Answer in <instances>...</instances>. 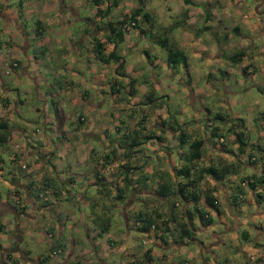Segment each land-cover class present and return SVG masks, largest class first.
Listing matches in <instances>:
<instances>
[{"label": "crops", "instance_id": "1", "mask_svg": "<svg viewBox=\"0 0 264 264\" xmlns=\"http://www.w3.org/2000/svg\"><path fill=\"white\" fill-rule=\"evenodd\" d=\"M82 1L0 0V144L8 141L10 138L14 140L13 148L6 149L8 159L15 164L12 166V170L14 171L11 173L10 185L7 188L6 195L3 200H0V216H4L6 212L11 213L13 216L12 222L4 219L0 223V231L3 232L2 235L6 240V243L0 241V264H13L14 262L16 264H24L23 260H27V264H68L71 259H74L77 264H109L107 255L111 250L112 244L115 242L114 237L108 233L109 225L107 224L105 229H101L103 232L99 236L101 233L98 227L88 224V218L94 215L90 209L78 210L77 214L72 216L73 222L70 225L66 224L65 220L70 215L68 202L71 203L72 200L77 201L85 205V207L86 205L89 207L91 203H97L96 197L86 196L87 189L93 188L97 190L101 184H105L103 190L106 196L112 198L111 200L120 201L124 197L120 205L119 202L118 204H116L117 202H112L111 204L117 208L119 215L122 214L124 218L130 215L133 217V220L136 222V229H134L137 233L136 236H142L143 243H154L152 245L154 247L148 245L145 255H142L138 251L134 252L135 238H133V242L128 243L129 247L125 245L124 241L115 244L114 251L117 250L124 253L127 258L140 254L143 260H147L146 264H220V261H222L221 264H238L234 258L230 259L225 255L222 247H225L226 243H223V239L217 237L219 233L217 228H213L218 222L223 227L222 233L229 231L231 236L237 240L234 244L235 251H233L235 255L245 252L246 264L250 260H256L260 264H264V201L258 200L255 194V191H263L264 193V187L259 185L255 190H252L247 188L244 182L241 181L239 184L242 190L241 195H239V198L235 197L237 190L236 182L238 180H236V177L238 176L239 178L242 176L241 174L245 175L248 170H238L240 169L238 166V171L226 174L219 181L214 179L212 181L211 178L206 176L210 180L209 184L203 183L204 180L202 178L204 175L202 174L201 179L195 186L198 189L196 203L198 207L205 210L211 216L212 221L206 226H203L198 220L196 212L193 210L194 202L189 198L182 200L183 207L181 212H174L173 209L176 206V202L174 201L173 206L172 203L170 205L166 204V196L156 195L155 190L149 186L150 175L146 178L147 183L143 185L145 188H136L138 184L135 179L136 176L142 171L151 173V170H134L131 173L134 177L133 183L130 181L127 185L117 184L123 170V168L118 170V167L122 165L118 159H123L121 153L125 147V141L122 137L123 133L126 131L132 132L134 126L140 123V121L129 119L130 121L126 125L122 120L112 122L111 125L116 131L119 130V124H124L125 126L121 131L120 137L109 139L110 123L108 124L107 121L110 118L104 113L107 104L105 96L103 98L102 94L109 92L112 96L113 93L117 92L120 85L115 84V81H93V77L88 74L91 72L86 71L82 73L80 70L69 68L68 63H66L70 62L67 58L69 54L67 52L59 55L52 54L51 51L55 49V46L54 44H49L50 41L54 42L51 35L58 37L62 30L72 26L66 16V12H68L75 20H85L90 23L91 28L90 32L82 33L76 40L71 39V37L70 39L64 37L62 40L63 46L68 47L72 52L78 50L80 46H85L89 53H91L90 60L93 61H99L93 55L94 40L104 43L103 53L115 50L117 42L114 40L116 38L114 37V32L112 33L109 30V22L114 23V21H110L109 11L107 10L104 13V18L107 21L106 28L108 29V36L112 38L111 41L107 40L108 36L104 37L100 35V28L95 27L93 20L79 16L78 8ZM93 1L99 2L100 0ZM125 1L127 0H123V2ZM202 1L204 0H182L185 6H190V8L181 12L183 14L182 18H185L182 20L183 22L190 25L192 24V20L201 19L199 15L202 10L199 6ZM206 1L219 9L216 13L211 9H207L205 11L207 16L204 14L201 19L203 25L208 28L215 21L216 24L214 25L213 32L216 28L219 31L224 29L226 46L236 48L235 52L242 51V53L238 61H232L227 56H224L221 52V47H219L220 50L218 49L215 54L204 55L202 51L206 50L207 46L198 43L196 39L192 38L189 44L190 46L197 47L193 51L195 56L204 57L207 64L214 61L218 62L221 60V57H224L225 60H229L235 65L240 64V61L245 57L248 59L247 56L253 58L254 49L255 55L257 53L264 57V0ZM119 2L120 0H113L112 2L108 0L105 6L108 9L112 5H118ZM241 2L247 5L250 12V14L247 11V13L242 12V19L249 17L251 20V28L252 30L256 29V34L259 36V46H255L251 42L250 35L248 37L241 34L240 28L235 23L236 16L230 13L231 10L239 11L238 6ZM252 3H254L255 7L252 6ZM135 7L137 5L133 3L129 12ZM125 15H127L126 12L121 13L115 21L124 18ZM208 15H213V20ZM138 18L140 17H135L136 20ZM124 20L121 26L118 24L111 25L112 27L118 25L119 28L121 27L124 30L122 31L121 40L130 31L127 25L130 22L127 23L128 20ZM29 24L32 25L30 28L27 27ZM33 26H35L34 29H32ZM79 27L80 30H85L83 26ZM146 29L148 30V28ZM134 33H138V35L143 34L139 33L138 29ZM31 34L34 35V38L31 37ZM184 39L187 40L188 38ZM143 59L146 62L147 59ZM53 61L58 62L52 65L51 62ZM13 62L16 63L15 66H12ZM61 62H63V67L56 65ZM72 62H75V60ZM162 65L165 66L167 72L174 75V72H172L168 65ZM185 67L183 66V69ZM243 69L245 68L243 67ZM188 72L185 71L183 77L179 76V74L174 75V78H177L186 88L190 87L188 82L191 81L192 76L191 71L188 70ZM219 72L221 71L219 70ZM2 73L7 75L11 73L14 77L12 79L8 78L6 81V77L4 78ZM224 74L227 76L226 73ZM98 75L101 76V74ZM205 75L207 77L205 81L206 86L210 77V70H205ZM130 80H133L131 85ZM74 81L78 82L79 87H73L75 85ZM10 83L13 85H10ZM98 84L102 89L99 90L100 92L96 94V97L91 98L88 92L86 93V89ZM123 89L128 96L124 100L128 106H131L132 96L137 94V90H143L144 88L134 77L126 76ZM198 93L200 91L195 92L193 89H190L188 101L193 106L194 115L197 116L195 120L197 121L198 118L204 122L201 128L203 130H201V136L199 137L203 139L200 146L202 155L194 162V167L190 172L210 163L217 164V161L228 163L231 160H237L240 166L246 168L245 162L247 161L250 149L254 155L251 158L255 157L264 160V145H261V150L256 149V151H253L256 144L260 145V133L257 131L256 139L249 138V126L237 115L230 114L225 118L223 116L222 118L225 121H221L220 123L225 124L224 126L220 125L221 127L216 121H212L214 116L209 117L210 114H208L209 111L206 108H201L206 113L200 115L199 109H195V105L193 104ZM111 100L113 104L116 101L119 104V100H113V98ZM21 106H24L23 112L29 109L33 113L32 119L23 115V112L22 117L24 119L20 118L22 122L29 126L17 127V125H9L8 116L13 111L19 113ZM155 108L148 110L150 116L148 117L150 119L142 123L146 125V128L154 125L160 133L165 132L164 135H160L161 140H157V142L158 144H163V142L167 141L170 149H173L175 148L174 142L166 138L169 127L166 128L163 125L161 118L156 115V112H158L157 107ZM20 116L21 113L16 117ZM154 117L157 118L154 119ZM257 118L264 119V113H258ZM232 119L238 122L237 131L240 130L246 134V138H244L246 145L242 153H238L237 151V143L233 140L235 137L233 130H229V134L225 130V128L230 126V120ZM150 120H154L153 124H150ZM212 124L219 126V129L224 133L223 137H210L209 131ZM261 124V130L264 133V121L260 122ZM3 130L8 132L6 136L2 134ZM172 132L169 130V133ZM118 133L120 134V132ZM4 136L5 141L3 140ZM193 139L187 135L186 143L181 144L180 148L187 152L189 149L188 144ZM0 149L2 148L0 147ZM181 153L178 150V154ZM167 156L170 163L167 168L172 169L168 170V173H173L174 183L178 181L182 182L184 179H177L179 175L176 172L182 163L173 168V156L170 153ZM258 164L259 162L253 167L257 169V173L259 172ZM2 173L3 161L0 157V175ZM239 173L241 174L239 175ZM252 173L254 172L252 171L250 174ZM76 181L81 182L79 191L74 190ZM43 189L46 192L41 197L39 192ZM209 189H211L210 194L215 198V207L205 204L203 194L207 193ZM247 193H250L251 197H246ZM155 202L160 206L159 209L154 210L153 206ZM141 207H152L153 210H142ZM253 207L255 210L251 211ZM69 210L74 214L72 209ZM138 212H144L146 216L153 218L152 225L147 229L142 230L141 221L135 218V214ZM21 223H23V226L20 228L19 224ZM166 225L167 229L165 228ZM199 227L202 229L211 228L212 237L206 240V234H203V238L197 242L196 254L194 253L189 258L190 260H184L182 263L170 260V257L165 254L164 249L172 244V246L181 248L179 246H182L181 244H184L187 238H190L193 242L201 235ZM242 227H246L247 230ZM66 228L68 234L64 239L62 236ZM5 230L8 232L7 234H4ZM183 232L184 234H182ZM25 233L29 235L31 244L39 242V236L42 239L56 237L58 240L55 242L56 246L51 245L47 255L39 254L37 257H30L29 249H22L19 246ZM127 233L129 234V232ZM104 234L105 236H103ZM243 235H246V237L244 238ZM77 238L84 241L82 246L76 245L75 240ZM177 238L181 239L179 243L176 241ZM97 240L102 244H107L103 246V250L101 249L99 253L96 251L94 243ZM214 245L220 246L219 250L212 251ZM204 250L208 251L207 256ZM52 251H55V253L50 255ZM197 253L200 255H197ZM54 255H56V258H52ZM124 264H129V262L127 261Z\"/></svg>", "mask_w": 264, "mask_h": 264}, {"label": "rangeland", "instance_id": "2", "mask_svg": "<svg viewBox=\"0 0 264 264\" xmlns=\"http://www.w3.org/2000/svg\"><path fill=\"white\" fill-rule=\"evenodd\" d=\"M107 1L108 0H100L99 2H95L93 0H83L78 8L80 17L90 18L91 20H93L95 27L100 28L99 32L101 36H108V29L106 28L107 21L104 18V13L107 12V10L110 13V21L114 22H116L115 19L118 17V15L123 12L127 13V15H125L123 19H127L129 15L128 12L133 3H136V5L141 8L140 13H142V11H146L149 15L147 21L138 18L136 27H131L129 26L130 24H127L130 30L127 33V36L121 41L114 40L117 41L115 52L122 57V63L119 59H110L108 62L104 63L103 61H93L90 60L91 53H89L87 47L80 46L78 47V50L72 52L68 47L63 46L64 43L62 40L64 39V37H68L69 39L71 37V39L76 40L82 33L90 32L91 28L90 23L85 20H75L73 16L68 14V12H66V16L68 22L72 26L62 30L58 37H54L53 35H51V38L54 40V42L50 41L49 44H54L55 46V49L51 51L52 54L59 55L64 52H67L69 54V57L67 58L70 60V62H66L68 63L69 68L80 70L82 71V73H85L86 71L91 72L92 74H88L93 77V81H115V84L120 85L117 92L115 94L113 93L112 96L109 92H104L102 94L103 98L105 96V101L107 104L106 106L104 105V113L107 114V116L110 118L107 121L108 124L110 123L109 139L120 137V135L122 134L121 131L124 129V126L130 121L129 119H136L137 121H140V123L134 126V129L137 130L134 134H136L138 137V144H136L135 146H131V150H129V154H136V157L135 159H133L132 163L124 164L125 167H122V165L118 167V170L120 168H123L120 176L121 180L119 178V181L117 182L118 185L129 183L130 181L131 183H133L134 177L133 175H131L132 171L129 170H151V173L142 171L136 176L135 179L138 182L136 187L137 189L145 188V186L143 185L147 183L146 178L148 177V175H150L151 177L149 180V186L150 188H153L155 192L158 189V184L161 181L166 182L169 188L175 187V184L173 183V173H168V170L172 169L167 168V166L170 164L167 154L170 153L171 156H173V168L180 163H182V165H190L189 162L185 159L187 152L184 149L180 148L181 144L179 141V135L181 132H187L189 138H199L201 136V130H203L201 128L204 125V122L195 120V117L197 116L194 115V111L192 110L193 106H191V103H189L188 101V93L190 89H193L195 92L200 91L193 103L195 105V109H199L200 115L206 113L205 111L201 110L202 107L206 108L209 111V117L219 115L221 117L224 116L225 118L230 114L237 115L239 118L243 119L246 125L249 126V138L256 139V133L258 131V133H260L259 143L260 145H264V133H262L261 130L263 123L260 125V122H263L264 119L257 118L258 113H264V57L261 54L257 53L255 55L254 49L253 58L247 56L248 59L245 57L242 61H240V64L237 65L230 62L229 60H225L224 57H221V60L218 62L214 61L207 64L204 57L201 58L195 56L193 51H195L197 47L190 46L189 44L190 39L192 38L196 39L200 44H205L207 48L206 50L202 51V54L204 55L215 54V52L218 51L219 47H221V52L224 54V56H228L233 52L235 53L236 48H230L225 44L224 29L219 31L216 28V30L213 32V28L216 22L214 21L212 23V26L207 28L203 25V22L201 20L204 14H206L205 11H207V9H211L214 13H216L219 8L215 7V5L210 4L206 0L202 1L199 6V8H201L202 10L201 14L199 15L201 19L192 20V24L188 25V23L182 21L185 18H182L183 14L181 12L185 9L190 8V6H185L182 0H127L125 2H123V0H120L118 5H112L108 9L105 6L107 5ZM112 1L113 0H109V2ZM212 1L213 0H210V2ZM252 6L255 7L254 3H252ZM238 8L239 11H230V13L236 16V26L240 28L241 34L248 37L250 35L251 42H253L255 46H259L258 44H260V41L259 36L256 34L257 30H252V24H250L251 20L249 19V17L242 19L241 16L242 12H248L250 14L247 5L244 2H241ZM161 10L162 12H160ZM208 17L212 18L213 20V15H208ZM127 23H129V20L127 21ZM31 26L32 25L29 24V26L27 27L30 28ZM79 26H83L85 30H80ZM34 28L35 26H33L32 29ZM139 28H148V30L146 29L144 34H135L134 32H136ZM31 37L34 38V35L31 34ZM184 38L188 39L185 40ZM158 39L164 41L163 45L157 42ZM169 48L172 50H178L180 52V56L176 57V61L167 60V50ZM74 57L76 59H72ZM143 58L147 59L146 62ZM73 60H75V62H72ZM184 61L186 64H184ZM57 62L58 61H53L51 62V64L55 65V63ZM162 64L168 65L172 72H174V75L179 74V76L181 75L182 77L185 71H191V81L188 82L190 84V87L186 88L185 86H183V84L178 81L177 78H174V75L172 73L166 71L167 69ZM56 65L63 67V62ZM240 65L241 67H239ZM183 66H186L185 69H183ZM243 67L246 70L243 69ZM205 70H210V77L208 78V83L206 86L205 81L207 80V77L205 75ZM219 70L221 72H219ZM243 70L245 71L243 72ZM224 73H226L227 76H225ZM2 74L4 78L6 77V81L8 80V78L12 79V77H14V75L11 73L8 75L4 73ZM98 74H101V76H99ZM126 76L134 77L138 83H141L143 85L144 88L143 90H137V94H134L132 96L133 98L131 100V106H128L126 101L124 100L128 97L127 93L123 89ZM74 82L75 85H73V87H79L78 82ZM10 85L13 84L10 83ZM92 86L93 87H88L86 89V93L88 92L89 96L91 98H94L96 97V94L100 92L99 90L102 89V87L99 86V84L96 86ZM18 87L22 88L21 86ZM111 98H113V100H119L120 106H118L119 104L117 101L115 104H113ZM155 107H157L158 112L156 113H159V117L161 118L163 125L166 128L169 127L166 138L168 140L171 139L174 142L175 148L173 149H170L167 141L163 142V144H158L157 138H155L156 134L164 135L165 132L160 133L158 130H156V127L154 125L146 128V125L142 123L143 121L150 119L148 110L156 109ZM23 109L24 106H21L19 108V113L13 111L12 114L8 116L9 125H17V127L29 126L20 120V118L22 117ZM20 113L21 116L17 118L16 116ZM23 115H25L29 119H32L33 113L32 111L27 109L25 112H23ZM156 118L157 117H154V119ZM214 118H212V121L214 120ZM118 120L124 121L125 125L119 124V130L116 131L115 129H113L111 123ZM150 122V124H153L154 120H150ZM216 123L221 126H224L225 124H221L218 121H216ZM189 126H191L192 129ZM169 130L173 132L169 133ZM118 132H120V134ZM2 134H5L6 136L8 132L3 130ZM145 135H151L153 137L150 139H144ZM225 137L227 138L226 134ZM3 140L5 141L6 139L4 138ZM126 142L127 141L125 140V145L127 146ZM13 144L14 140H12L11 138L8 141L0 144V147L2 148L0 149V157L3 161V173L0 175V200H3L6 195L7 188L10 185L9 181L11 173L12 171H14L12 170V166L15 164H13V162L8 159V152L6 149H12ZM178 150L180 153H182L178 154ZM143 152H145V154H143ZM194 162L191 164L193 165ZM231 162L237 164L235 160H231ZM246 162V168H244V166H239L240 169L238 170H248L246 171L245 175L250 174L252 171L257 172V169L253 168L254 164ZM259 165L260 163L257 166L258 168ZM258 170H260V168ZM240 174L241 173H239V175ZM177 179L181 180L182 177L178 176ZM237 179L238 176L236 177V180ZM202 180H204L203 183L205 184H209L210 182V180L206 178L205 175ZM65 184H67V182H65ZM80 184V181H76L74 190L79 191ZM258 186L259 185H257L256 187ZM262 186L264 187V185ZM104 187L105 184H101L97 190L93 188L87 189L86 196H94L97 198L96 200H98L95 204L91 203L89 207L87 205L85 207V205H83L82 203H79L77 201L75 202L73 200L71 203L68 202L70 206L69 209H72L74 214H72L71 210L68 209V211H70V215H68V218H65L66 224L70 225L73 222L72 216L77 214L78 210H92L94 215L91 218H88V224L90 226L95 225L98 227V230L101 233L99 236H101L103 232L101 229H105V226L108 224V233L115 239V242L114 244H112L111 250L107 255V257L109 258V264H124L127 261L129 263H132L133 261L141 262L143 260V257H141L140 254H135L134 257L130 256L127 258L124 253L117 250L114 251L115 244L124 241L125 245L129 247L128 243L133 242V238H135L136 241L134 242H136V244L133 248L134 252L138 251L142 255H145L148 245L152 246L154 243H143V237L140 235L136 236L137 233L134 230L136 229V222L135 220H133V217L130 215L127 218L125 217V219L122 214L119 215L117 208L114 207L113 204H111L112 202H117L116 204H118L119 202L120 205L124 197H122L120 201L111 200L112 198H109L105 195V192L103 190ZM142 196L144 195L142 194ZM246 197H251L250 193H247ZM165 200L166 204L169 205L174 201L176 202V206L173 209L174 212L182 211L183 202L180 195L177 194V191L167 194ZM161 204L163 205V203ZM159 207L160 206H158V204L155 202L153 206L154 210L159 209ZM153 208L141 207L142 210L147 211H149L150 209L153 210ZM253 210H255L254 207L251 211ZM12 218L13 216L11 215V213L6 212L4 213V216H0V223H2L4 219H7L8 222H12ZM19 225L21 228L23 226V223ZM213 228H217L219 232L217 237L219 239H223V243H226V246L222 247L225 251L226 257L230 259L234 258V260L237 261L238 264H246L247 259L245 257V252L240 255H235V253L233 252L235 251L234 244L237 240L231 236L230 232L228 231L222 233L223 227L219 225L218 222L213 226ZM242 228L247 230L246 227ZM199 230L201 232V235H199L198 238L193 242L190 240V238H187L188 242L186 241L184 244H181L182 246H179L181 248L172 246V244L164 249V251L166 252L165 254L170 257V260L177 261L178 263H182V261L188 260L195 253V249L197 251V242L203 238V234H206V240H209L212 237L211 228L202 229L201 227H199ZM239 230L242 231L240 228ZM127 232H129V234ZM7 233L8 232L5 230L4 234ZM2 234L3 232L0 231V241L6 243V240L4 239V236ZM67 234L68 230L66 228L63 232L62 237L65 239L67 237ZM103 236H105V234ZM39 239L40 241L36 244H31L29 241V235L25 233L23 236V240L20 242L19 246L22 249L28 248L30 251V257H37L39 254L47 255L49 253V248L51 247V245L56 246L55 242H57L58 240V238L56 237L42 239V237L40 236ZM176 241L177 243H179L181 239L177 238ZM75 243L77 246H82L84 244V241L80 240V238H77L75 240ZM94 243L96 251L98 253L101 249L103 250V246L107 245L105 243H100L99 240ZM219 247L220 246L214 245V250L212 249V251L219 250ZM204 253L207 256L208 251L206 252L204 250ZM197 255L200 254L197 253ZM52 258H56V255H54V257ZM23 263L27 264L28 262L27 260H23ZM221 263L222 261H220V264ZM255 263L260 264L256 260L248 261V264ZM68 264H77V262L74 259H71Z\"/></svg>", "mask_w": 264, "mask_h": 264}, {"label": "trees", "instance_id": "3", "mask_svg": "<svg viewBox=\"0 0 264 264\" xmlns=\"http://www.w3.org/2000/svg\"><path fill=\"white\" fill-rule=\"evenodd\" d=\"M141 8L140 7H135L133 10H131L129 12L128 18L126 20H129L131 27H136L137 25V20L135 19L136 16H140L141 19H144L145 21L148 20L149 15L148 13L145 11H142V13H140ZM124 19H120V20H116V22H109L110 27L109 30L110 32H114V37L116 38V40H121L122 37V30L121 27L119 28V26H121L124 23ZM112 24H118V25H114V27H112ZM139 33H145V29L143 28H139L138 29ZM111 37H107L108 41H111ZM156 40V39H155ZM117 42V41H115ZM158 43L162 44L164 43L163 40L158 39L157 40ZM103 45L104 43L102 41L99 40H94L93 42V55L99 60V61H103V62H108L110 59L113 60H120L121 63L122 61V57L119 56L118 54H116L115 50H111L107 53H103ZM242 51H237L229 56H227L228 59L232 60V61H238L239 57L241 55ZM180 56V52L178 50H172V49H168L167 50V60H173L176 61V57ZM184 64L185 61H184ZM133 80H130V85L132 84ZM158 117L160 116L159 113L156 114ZM214 117L217 118H222L219 115H215ZM213 117V118H214ZM226 133L229 134V128H225ZM135 131L137 130H132V132L126 131L123 133V138L124 141L126 140L127 142V146L125 145L126 148H128L126 151H123L122 153L124 155H126L127 153H129L130 147L131 146H135L136 144H138V140H137V135L134 134L136 133ZM210 137H220V136H224V133L221 131V129H219V126L216 124H212L211 128H210ZM186 133L181 132L179 135V141L180 144L186 143L187 140V134ZM235 137H234V141L237 143L236 147H237V151L238 153H242L243 150L245 149V145H246V141H244V138H246V134L243 131H236L235 133ZM157 138V140H161V136L156 134L155 135ZM153 136L151 135H145L144 139H150ZM5 137H3L4 139ZM203 142L202 138H194L191 142H189L188 144V151L186 153L185 159L189 162L190 165H181L180 167L177 168L176 172L179 176H183V181H178L175 184V187H171L169 188L166 184V182L161 181L158 184V189L156 190V193L160 196H167V194L172 193L177 191V194L180 195L181 200H187L188 198L193 201V210L196 212V216L198 217V220L200 221V223L203 226H206L208 224L211 223L212 219L211 216H209L207 214V212L203 209H201L200 207L197 206V199H198V189H196V185L198 184L199 180L202 177V174L205 176L210 177L211 179L214 180H222V178L229 173H235L237 171L238 166H240L239 162L237 160H235L237 162L236 163H232V162H228V163H222L221 161H217V164L215 163H210L206 166H203L201 168H199L198 170H194L193 172H190L191 169L194 167L191 163L198 160L201 155H202V151L200 150V146ZM125 143V142H124ZM257 148L261 150V146L257 144ZM252 150L250 149V152L248 153V157H247V161L251 164L256 165L258 162L260 163L259 165V172H254L252 174H248V175H242L238 178L237 182H236V198H239V195H241V187H239V184L241 183V181L244 182V184L252 189L255 190L257 185H264V160H260L259 158L255 157L253 159H251L253 155V153L251 152ZM256 151V148L255 150ZM264 151V148H263ZM125 167V166H124ZM177 175V176H178ZM128 183H125V185H127ZM263 187V186H262ZM212 188V187H211ZM45 190V189H44ZM211 189L208 190L207 193L203 194L204 195V200H205V204L207 206L210 207H215V203L214 200L215 198L210 194ZM255 194L258 198V200H263L264 201V193L263 191H255ZM257 200V201H258ZM174 205V202H172V206ZM135 218L139 219V221H141V228L143 229H147L148 227H150L153 223V218L150 216H146L144 212H138L135 214ZM165 228L167 229V225L165 226ZM186 229V228H184ZM165 231V230H164ZM184 234V232L182 233ZM243 237L245 238L246 235H243ZM147 260H143L141 262L138 261H133L132 263L129 264H146ZM13 264H16L15 262Z\"/></svg>", "mask_w": 264, "mask_h": 264}, {"label": "flooded vegetation", "instance_id": "4", "mask_svg": "<svg viewBox=\"0 0 264 264\" xmlns=\"http://www.w3.org/2000/svg\"><path fill=\"white\" fill-rule=\"evenodd\" d=\"M214 119H216V121H218L219 123L221 122V121H225V120H223V118H214ZM199 119H197V121H198ZM199 121H201V120H199ZM231 121V124H230V126L228 127L229 128V130H233V132L235 133L236 131H237V126H238V122L236 121V120H230ZM220 126V125H219ZM221 127V126H220ZM259 145V144H258ZM261 146V145H260ZM256 149H258L257 148V144L254 146ZM128 148H126V147H124V149H123V151H126ZM122 151V152H123ZM127 152V151H126ZM123 156V159H121V158H119L118 159V161L120 162V163H122V167L123 166H125L124 164H130V163H132L133 162V159H135V155L136 154H134L133 155V153H127L126 155H124L123 153H121ZM251 159H253V158H251ZM256 159V158H255ZM129 171H134V170H129ZM180 177H182V179H183V176H180ZM156 193V192H155ZM156 195H158L157 193H156Z\"/></svg>", "mask_w": 264, "mask_h": 264}, {"label": "built area", "instance_id": "5", "mask_svg": "<svg viewBox=\"0 0 264 264\" xmlns=\"http://www.w3.org/2000/svg\"><path fill=\"white\" fill-rule=\"evenodd\" d=\"M15 65H16V63L13 62V63H12V66H15ZM45 192H46V190L43 189V190H41V191L39 192V195H40L41 197H43V194H45ZM53 253H55V251L50 252V255L53 254Z\"/></svg>", "mask_w": 264, "mask_h": 264}, {"label": "water", "instance_id": "6", "mask_svg": "<svg viewBox=\"0 0 264 264\" xmlns=\"http://www.w3.org/2000/svg\"><path fill=\"white\" fill-rule=\"evenodd\" d=\"M214 121H216V119H214Z\"/></svg>", "mask_w": 264, "mask_h": 264}]
</instances>
